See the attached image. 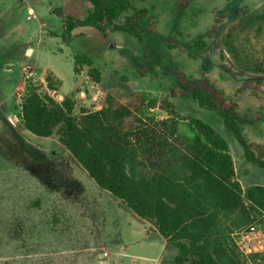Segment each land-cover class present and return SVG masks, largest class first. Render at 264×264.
<instances>
[{"label":"rangeland","instance_id":"rangeland-1","mask_svg":"<svg viewBox=\"0 0 264 264\" xmlns=\"http://www.w3.org/2000/svg\"><path fill=\"white\" fill-rule=\"evenodd\" d=\"M131 1L158 17L156 33L144 28L140 43L123 33L86 28L72 44L60 38L58 14L83 17L89 9L85 0H0V264H176L177 250L166 251L155 224L100 189L57 135L38 137L23 126L20 106L28 85L58 101L74 99L79 115L101 110L108 95L122 104L137 95L160 102L171 87L183 88V76L201 79L207 73L242 115L261 114L259 123L243 131L264 145V93L237 94L244 82L264 81V75L234 67L223 43L242 11H261L264 0H195L186 10L175 0ZM260 25L243 35L251 50H264V22ZM171 39L180 47L168 48L165 41ZM198 41L206 43L204 50L195 47ZM74 50L96 61L99 85L87 69L75 74ZM48 78L56 91H50ZM170 100L182 116L202 119L225 138L245 193L264 185V170L245 159L218 113L201 108L190 93ZM150 113L166 117L159 109ZM180 129L192 135L186 123ZM236 239L244 253H264V219Z\"/></svg>","mask_w":264,"mask_h":264},{"label":"trees","instance_id":"trees-1","mask_svg":"<svg viewBox=\"0 0 264 264\" xmlns=\"http://www.w3.org/2000/svg\"><path fill=\"white\" fill-rule=\"evenodd\" d=\"M85 1L89 9L83 17L58 14L62 42L74 41V31L84 27L103 34L123 33L140 43L144 28L150 34L158 31V17L131 0ZM175 1L179 10H186L195 0ZM262 22L264 8L254 13L243 10L242 18L225 35V51L238 70L264 75V50H251L243 38L260 30ZM214 29L216 24L209 30ZM165 45L180 47L173 39ZM195 47L204 50L206 43L198 41ZM73 61L75 74L87 69L95 85L102 82V71L90 56L75 52ZM48 81L50 91H56L50 78ZM176 86L160 102L137 95L122 104L108 95L101 110L76 115L74 99L58 101L50 93L42 94L37 85H28L21 117L33 135H57L100 189L140 218L152 221L177 250L176 264H264V253L246 254L236 239L239 232L254 229L264 219V185L245 193L225 138L202 119L182 116L170 98L190 93L201 108L218 113L242 146L245 159L264 170V145L251 142L243 131L244 126L259 123L262 116L242 115L239 104L207 73L201 79L183 76V88ZM248 92L259 97L264 93V81L249 80L237 89V94ZM156 109L166 117L151 115ZM182 123L191 136L181 132ZM34 205L41 208L39 201Z\"/></svg>","mask_w":264,"mask_h":264},{"label":"crops","instance_id":"crops-1","mask_svg":"<svg viewBox=\"0 0 264 264\" xmlns=\"http://www.w3.org/2000/svg\"><path fill=\"white\" fill-rule=\"evenodd\" d=\"M86 28H89V27H84V28H77L75 31H74V35L75 36H77V33H78V30L79 29H86ZM91 29H93V28H91ZM76 40V39H75ZM75 40L74 41H72V42H70V43H74L75 42ZM75 52H82V53H84V51H81V50H74V53ZM85 54H87L88 55V53H85ZM88 56H90V55H88ZM94 60V59H93ZM95 61V60H94ZM96 62V61H95ZM62 85V84H61ZM62 98V97H61ZM17 124H18V122H17ZM22 124H23V121H22ZM23 126H24V124H23ZM60 143V142H59ZM61 144V143H60ZM62 145V144H61ZM63 146V145H62ZM66 149V148H65ZM67 150V149H66ZM68 151V150H67ZM69 152V151H68ZM70 153V152H69ZM74 158V157H73ZM105 191V190H104ZM118 202H119V200H118ZM119 204H120V202H119ZM121 205V204H120ZM121 206H123V205H121ZM148 221V220H147ZM148 222H152V221H148ZM155 231H157L158 232V229H157V227H156V225H155ZM158 234H159V232H158ZM160 235V234H159ZM161 236V235H160ZM161 238H163L162 236H161ZM163 240H164V242H165V245L167 246L166 247V251H169V250H173L172 249V246H170L168 243H167V241L163 238ZM173 252V251H172ZM150 262L151 261H145L144 262V264H150ZM153 264H155V263H153Z\"/></svg>","mask_w":264,"mask_h":264}]
</instances>
